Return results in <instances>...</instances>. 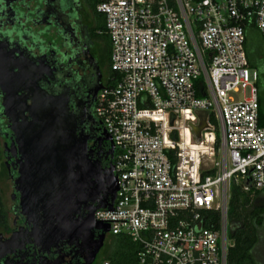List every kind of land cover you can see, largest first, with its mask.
<instances>
[{"label": "built area", "instance_id": "2783aa9c", "mask_svg": "<svg viewBox=\"0 0 264 264\" xmlns=\"http://www.w3.org/2000/svg\"><path fill=\"white\" fill-rule=\"evenodd\" d=\"M96 11L113 75L93 113L117 192L94 220L140 246L137 264H228L231 184L264 190L258 76L245 50L249 28L264 37V0H101Z\"/></svg>", "mask_w": 264, "mask_h": 264}, {"label": "flooded vegetation", "instance_id": "af4514ba", "mask_svg": "<svg viewBox=\"0 0 264 264\" xmlns=\"http://www.w3.org/2000/svg\"><path fill=\"white\" fill-rule=\"evenodd\" d=\"M97 4L95 0H0V58H7L9 72L14 66L20 67L29 82L49 94H67L78 131L87 137L89 157L106 170L111 166L113 148L93 113L97 89L109 74L108 70L102 72L109 58ZM2 104L0 94V135L4 141L0 165L5 170L2 177L11 184V205L7 207L3 199L8 224L0 227V241L15 236L17 247L0 254V264H99V256L110 240L108 232L102 230L94 231L85 247L79 237L47 249L33 245L15 192L20 155L11 147L14 139L2 115ZM101 237L102 244L96 251Z\"/></svg>", "mask_w": 264, "mask_h": 264}, {"label": "water", "instance_id": "95a60500", "mask_svg": "<svg viewBox=\"0 0 264 264\" xmlns=\"http://www.w3.org/2000/svg\"><path fill=\"white\" fill-rule=\"evenodd\" d=\"M6 59L0 58L2 115L14 139L11 147L20 155L14 184L28 236L37 248L78 237L85 247L94 231L108 232L94 212L112 208L117 192L112 167L102 170L89 157L87 137L78 131L67 94L40 89L20 67L9 72ZM15 240L0 241V254L17 247Z\"/></svg>", "mask_w": 264, "mask_h": 264}, {"label": "trees", "instance_id": "16d2710c", "mask_svg": "<svg viewBox=\"0 0 264 264\" xmlns=\"http://www.w3.org/2000/svg\"><path fill=\"white\" fill-rule=\"evenodd\" d=\"M100 1L101 0H95L96 4ZM103 30L104 18L102 31ZM102 37L104 44L108 46V58H110L109 39L104 34ZM249 66L254 67L253 63L251 64L250 61ZM108 73V77L113 75V72L110 70L109 65ZM256 87H258V80L256 83ZM257 100L259 107V125L264 127V99L257 97ZM209 122L216 128V121L213 117H210ZM1 129L2 131H5L4 127H1ZM196 144L197 143H193L192 139L190 138L189 145ZM218 145L219 139L217 136L216 147H218ZM4 173L5 170L3 167L2 174L0 175L4 176ZM211 217L213 222L216 224V221L218 222V215L216 213H213L211 214ZM228 223V235L233 240V245L228 250V264H264V260L261 255L257 254V249L261 242V235L264 232V190L244 193L241 191L240 186L236 185L233 182L231 184ZM7 224V213L4 209L3 197L0 192V227L5 228L7 227ZM139 250L140 246L136 243H133L127 237L111 236V242L109 243L104 254L102 264H137V253L139 252Z\"/></svg>", "mask_w": 264, "mask_h": 264}, {"label": "rangeland", "instance_id": "374dc122", "mask_svg": "<svg viewBox=\"0 0 264 264\" xmlns=\"http://www.w3.org/2000/svg\"><path fill=\"white\" fill-rule=\"evenodd\" d=\"M255 44H260V46L264 47L262 39L260 37H257V35L252 34L250 36V41H249V45H248L250 51L254 49ZM251 53H253V52H251ZM253 58H254L253 66L255 68H250V74H252L253 72L257 73V76H258V87H257L258 97L261 94L260 95L261 98L264 99V97L262 96V92L264 95V59H263L264 54L261 57L253 55ZM107 70H108V66L107 67L104 66L102 69V72L105 74V73H107ZM244 94H245V97H248V95H249L248 90ZM237 96L238 95H234V96L232 95V97H237ZM0 123H2V119L0 120ZM193 127H194V130L192 131L193 132L192 133L193 134V142L197 143L199 141V136L202 133L200 121L199 120L196 121L193 124ZM3 146H4V141L0 135V152L3 149ZM216 157H218V152L216 154ZM0 174H2V166L1 165H0ZM0 192H1L2 197L4 199L5 205L7 207H9L11 205L10 200H9L10 199V192H11V184L8 181V179H6L5 177H2V176L0 177ZM261 236H262L261 242H260V245L258 246V249H257L258 253L257 254L261 255V257L264 260V232ZM108 240H109L108 243H110L111 242V236H109ZM106 250H107V247H106L105 251L101 252V254L99 256V262H98L99 264H102V259L104 257Z\"/></svg>", "mask_w": 264, "mask_h": 264}, {"label": "crops", "instance_id": "0c3cea01", "mask_svg": "<svg viewBox=\"0 0 264 264\" xmlns=\"http://www.w3.org/2000/svg\"><path fill=\"white\" fill-rule=\"evenodd\" d=\"M252 34L257 35V37H260L262 39V41H263V46H264V38L257 31H255L253 28H249L247 30V33H246V35H247V44H246V48H245L248 64H249V61L251 62V64L254 62L253 55H256L258 57H261L264 54V47L260 46V44H255L254 45V49L251 50V51L249 50V46L248 45H249V41H250V36ZM251 52H253V53H251ZM249 67L250 68H255V67H251V66H249ZM260 95H259V97L261 98ZM262 96L264 97L263 92H262ZM257 97H258V90H257Z\"/></svg>", "mask_w": 264, "mask_h": 264}, {"label": "bare ground", "instance_id": "6f19581e", "mask_svg": "<svg viewBox=\"0 0 264 264\" xmlns=\"http://www.w3.org/2000/svg\"><path fill=\"white\" fill-rule=\"evenodd\" d=\"M2 64H3V62L1 63V66H2ZM5 66V65H4ZM1 72V71H0ZM14 147H15V145H14Z\"/></svg>", "mask_w": 264, "mask_h": 264}]
</instances>
